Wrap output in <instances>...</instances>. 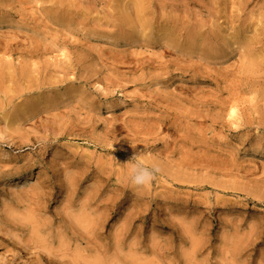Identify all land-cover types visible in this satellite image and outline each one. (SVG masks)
Wrapping results in <instances>:
<instances>
[{"label":"rangeland","instance_id":"rangeland-1","mask_svg":"<svg viewBox=\"0 0 264 264\" xmlns=\"http://www.w3.org/2000/svg\"><path fill=\"white\" fill-rule=\"evenodd\" d=\"M0 264H264V0H0Z\"/></svg>","mask_w":264,"mask_h":264},{"label":"clouds","instance_id":"clouds-1","mask_svg":"<svg viewBox=\"0 0 264 264\" xmlns=\"http://www.w3.org/2000/svg\"><path fill=\"white\" fill-rule=\"evenodd\" d=\"M124 165L127 166V174L131 185L136 188L147 187L155 175L161 171L159 162L146 163L140 153L133 155Z\"/></svg>","mask_w":264,"mask_h":264}]
</instances>
